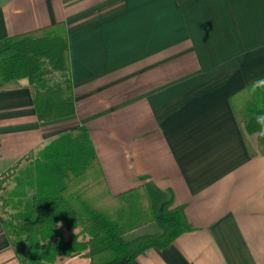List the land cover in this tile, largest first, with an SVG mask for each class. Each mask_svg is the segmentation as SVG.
<instances>
[{"label": "crops", "instance_id": "1", "mask_svg": "<svg viewBox=\"0 0 264 264\" xmlns=\"http://www.w3.org/2000/svg\"><path fill=\"white\" fill-rule=\"evenodd\" d=\"M59 22L74 112L40 122L26 80L0 90V176L83 126L110 197L151 183L191 228L130 264H264V156L229 104L264 76V0H0V38Z\"/></svg>", "mask_w": 264, "mask_h": 264}, {"label": "trees", "instance_id": "2", "mask_svg": "<svg viewBox=\"0 0 264 264\" xmlns=\"http://www.w3.org/2000/svg\"><path fill=\"white\" fill-rule=\"evenodd\" d=\"M65 30L59 22L0 38V90L26 80L40 122L74 112ZM52 72L61 81L49 85L46 75ZM229 104L242 132L255 135V117L264 114V88L252 94L246 85L230 95ZM255 145H247L250 154L264 156V138L256 135ZM93 151L86 128L73 127L50 140L23 168L6 171L13 169L7 174L12 186L0 196V222L21 264H53L79 254L89 264H130L191 230L183 209L172 206L170 192L151 183L110 197L102 189ZM148 223L157 224L159 232L125 237ZM73 229L78 231L64 239L65 231Z\"/></svg>", "mask_w": 264, "mask_h": 264}, {"label": "rangeland", "instance_id": "3", "mask_svg": "<svg viewBox=\"0 0 264 264\" xmlns=\"http://www.w3.org/2000/svg\"><path fill=\"white\" fill-rule=\"evenodd\" d=\"M47 78V84L49 85H54L57 81H61L60 78V74L58 72H52L50 74L46 75ZM252 135V134H251ZM28 162H23L19 165H17L14 169L15 170H19L21 168H23L24 166L27 165ZM12 169V170H13ZM12 170H10L9 172L4 173L2 176H0V196L4 195L8 190H10L11 186H12V177L8 176L7 174L10 173ZM13 176V173H12ZM1 218H6L5 216H1ZM159 227L157 226V224L155 223H148L146 225H143L137 229H135L132 232H129L128 234H126V238L127 239H132L134 237H137L139 235H147V234H155L159 232ZM78 231V229H73L70 231H65L64 233V239H67L70 235L69 234H75ZM85 237V236H84ZM83 235L80 234V236L78 237V240H82Z\"/></svg>", "mask_w": 264, "mask_h": 264}, {"label": "clouds", "instance_id": "4", "mask_svg": "<svg viewBox=\"0 0 264 264\" xmlns=\"http://www.w3.org/2000/svg\"><path fill=\"white\" fill-rule=\"evenodd\" d=\"M264 88V76H261L251 82L249 85V91L255 94L257 89ZM256 123L259 125L256 135L260 138H264V114H258L255 117Z\"/></svg>", "mask_w": 264, "mask_h": 264}]
</instances>
